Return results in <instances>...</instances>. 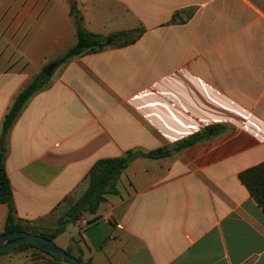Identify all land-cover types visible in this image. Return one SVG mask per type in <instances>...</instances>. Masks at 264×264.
<instances>
[{"label":"crops","instance_id":"1","mask_svg":"<svg viewBox=\"0 0 264 264\" xmlns=\"http://www.w3.org/2000/svg\"><path fill=\"white\" fill-rule=\"evenodd\" d=\"M71 8L108 46L57 64L3 136L18 92L75 44ZM212 125L225 129L132 157L96 212L53 240L62 250L88 264H264V211L238 180L264 161V0H0L15 221L51 229L97 160L171 148ZM7 212L0 204V235Z\"/></svg>","mask_w":264,"mask_h":264},{"label":"trees","instance_id":"2","mask_svg":"<svg viewBox=\"0 0 264 264\" xmlns=\"http://www.w3.org/2000/svg\"><path fill=\"white\" fill-rule=\"evenodd\" d=\"M69 14L74 18L76 42L73 46L67 49V51L57 60V64H64L71 58L81 54L96 53L102 50L104 47L108 46L106 39L89 33L81 27V18L76 10L71 8ZM175 15L176 14L173 15L172 21L174 20ZM140 33V30L116 33L112 35L111 38L118 39V37L124 36V41L116 44L110 43L109 45L125 46L134 42V40H136L140 36ZM47 83L48 78L40 73L28 85H26L18 92L12 105L4 116L2 122L3 136L7 135L9 129L13 125L24 104L29 100L31 96L43 90L47 86ZM224 129L225 127L222 125H212L206 127L200 132L194 133L189 137L178 141L171 148L159 147L143 153H133L132 151H128L121 157L104 158L97 160L87 174L88 185L86 190L75 201H73L70 197H66L61 205H58L56 207L55 210H58L60 206H66L63 211L60 210L59 217L56 218L54 227L48 230L36 229L37 231H35L34 228L28 227L27 225H23L21 222L15 221V210L12 204V190L5 171L3 152H1L0 204H6L8 207L4 229L1 235L9 232L24 231L53 241L59 234L64 231L66 225L74 223L77 217L82 213H95L100 204L105 201V195L115 192L114 184L121 172L127 167L129 160L132 157H143L150 159L166 157L170 155L172 151H178L192 146L197 142L209 138V136H214L221 133L222 131H224ZM238 180L245 187L249 195L255 200L256 204L261 208V210L264 211V161L241 171L238 174ZM73 214V220L70 221L69 217ZM29 247L39 250L36 247L30 245H23L13 250H22ZM64 251L67 254L72 255L68 250ZM40 252L46 254L54 261H62L51 257L43 251ZM74 257L79 261L80 264H88L87 262L83 261L81 256ZM65 263L71 264L68 262Z\"/></svg>","mask_w":264,"mask_h":264},{"label":"water","instance_id":"3","mask_svg":"<svg viewBox=\"0 0 264 264\" xmlns=\"http://www.w3.org/2000/svg\"><path fill=\"white\" fill-rule=\"evenodd\" d=\"M56 66L57 63H50L42 69L41 73L45 77L49 78ZM1 152H3V149L0 144V153ZM73 216L74 214L69 217L70 221L73 220ZM23 245L34 246L55 259L62 260L71 264H80L74 256L67 254L64 250L57 247L53 241L45 239L38 235L30 234L24 231H15L0 235V254Z\"/></svg>","mask_w":264,"mask_h":264},{"label":"rangeland","instance_id":"4","mask_svg":"<svg viewBox=\"0 0 264 264\" xmlns=\"http://www.w3.org/2000/svg\"><path fill=\"white\" fill-rule=\"evenodd\" d=\"M1 144V143H0ZM35 231H37L35 229ZM56 245V244H55ZM68 251L73 256H79V249L69 248ZM86 262V261H84ZM0 264H66L63 261L52 260L46 254L34 248H25L22 250H10L0 254Z\"/></svg>","mask_w":264,"mask_h":264},{"label":"built area","instance_id":"5","mask_svg":"<svg viewBox=\"0 0 264 264\" xmlns=\"http://www.w3.org/2000/svg\"><path fill=\"white\" fill-rule=\"evenodd\" d=\"M102 219H103L104 221H106V220H107V218H106V217H102Z\"/></svg>","mask_w":264,"mask_h":264}]
</instances>
